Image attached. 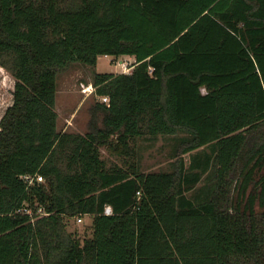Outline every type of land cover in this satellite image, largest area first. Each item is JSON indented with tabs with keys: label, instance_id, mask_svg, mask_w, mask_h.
Masks as SVG:
<instances>
[{
	"label": "trees",
	"instance_id": "trees-1",
	"mask_svg": "<svg viewBox=\"0 0 264 264\" xmlns=\"http://www.w3.org/2000/svg\"><path fill=\"white\" fill-rule=\"evenodd\" d=\"M100 55L133 69L95 73L87 132L58 131L59 71ZM9 61L0 264H264V0H0ZM145 134L171 169L141 170Z\"/></svg>",
	"mask_w": 264,
	"mask_h": 264
},
{
	"label": "rangeland",
	"instance_id": "rangeland-1",
	"mask_svg": "<svg viewBox=\"0 0 264 264\" xmlns=\"http://www.w3.org/2000/svg\"><path fill=\"white\" fill-rule=\"evenodd\" d=\"M133 58H130V55H100L96 65L73 62L65 69L60 70L56 80L55 103L58 113V131L86 133L91 118L90 107L94 101L101 98L95 92L89 95L83 92V84H92L95 73L98 72H128L134 61ZM10 61L7 62V66L0 64V119L13 102L15 77L10 69ZM169 137H163L161 134L151 137L145 134L136 138L137 151L134 159L138 160L141 170H169L172 168V163L175 160L172 156L174 140ZM101 154L108 165L124 163L122 157L110 153L104 147H101ZM185 158L189 162L190 154L186 153ZM204 179L199 182L197 187L205 183ZM66 222L67 228L79 234L80 237L92 234L91 217H83L82 221H78L74 216L66 217Z\"/></svg>",
	"mask_w": 264,
	"mask_h": 264
},
{
	"label": "built area",
	"instance_id": "built-area-1",
	"mask_svg": "<svg viewBox=\"0 0 264 264\" xmlns=\"http://www.w3.org/2000/svg\"><path fill=\"white\" fill-rule=\"evenodd\" d=\"M82 88H83V92H85L88 95L95 91V86L93 85V83L92 84H88V85L83 84ZM102 100L103 101H107L108 97L107 96H103ZM23 177L26 178L29 183H33L35 180H37L38 182L44 181V177L42 175H36V176L25 175ZM27 212L32 214V211L30 209H28ZM111 212H112L111 207L107 206L106 207V213H111ZM36 213H38V214H46V212L44 211L43 207H41V206L38 207ZM81 220L82 219L79 217L78 221H81Z\"/></svg>",
	"mask_w": 264,
	"mask_h": 264
},
{
	"label": "crops",
	"instance_id": "crops-1",
	"mask_svg": "<svg viewBox=\"0 0 264 264\" xmlns=\"http://www.w3.org/2000/svg\"><path fill=\"white\" fill-rule=\"evenodd\" d=\"M130 58H133V56H130ZM133 60H135L134 58H133ZM134 62V61H133ZM132 62V63H133ZM132 69H133V66H132V64L130 65V70L128 71V72H130V71H132Z\"/></svg>",
	"mask_w": 264,
	"mask_h": 264
}]
</instances>
